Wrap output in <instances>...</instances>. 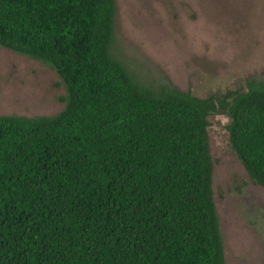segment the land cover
Listing matches in <instances>:
<instances>
[{
  "label": "trees",
  "instance_id": "obj_1",
  "mask_svg": "<svg viewBox=\"0 0 264 264\" xmlns=\"http://www.w3.org/2000/svg\"><path fill=\"white\" fill-rule=\"evenodd\" d=\"M116 0H0V45L53 64L55 116L0 115V264H225L209 117L264 187V81L202 99L112 54Z\"/></svg>",
  "mask_w": 264,
  "mask_h": 264
},
{
  "label": "rangeland",
  "instance_id": "obj_2",
  "mask_svg": "<svg viewBox=\"0 0 264 264\" xmlns=\"http://www.w3.org/2000/svg\"><path fill=\"white\" fill-rule=\"evenodd\" d=\"M112 54L157 90L218 98L264 81V0H116ZM48 61L0 45V115L55 116L68 99ZM225 264H264V187L234 152L225 114L209 117Z\"/></svg>",
  "mask_w": 264,
  "mask_h": 264
}]
</instances>
